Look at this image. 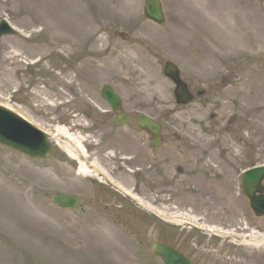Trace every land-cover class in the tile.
I'll use <instances>...</instances> for the list:
<instances>
[{
	"label": "rangeland",
	"instance_id": "1",
	"mask_svg": "<svg viewBox=\"0 0 264 264\" xmlns=\"http://www.w3.org/2000/svg\"><path fill=\"white\" fill-rule=\"evenodd\" d=\"M144 1L0 0V21L24 33L0 39V104L46 128L86 137L90 156L147 201L192 213L234 237L216 238L148 213L95 174L78 176L77 164L57 146L37 161L0 146V264H164L151 252L155 243L178 248L194 264H264V244H242L243 235H264V218L254 215L241 190L243 171L264 164V0H161L163 26L145 19ZM197 25L205 39L229 46L213 48L208 41L207 53ZM90 30L97 32L75 48ZM59 34L70 39L62 49L52 40ZM93 47L108 50L102 59L131 48L132 63L114 56L90 77L80 69ZM167 61L200 94L191 105L176 103L175 86L163 73ZM128 69L136 86L121 77ZM104 86L121 96L122 112L130 115L126 125L116 123L102 99ZM191 113L205 125H189ZM140 115L163 125L160 151L137 127ZM204 155L212 170L198 177ZM123 156L135 158L131 167L120 162ZM55 193L76 195L79 205L61 210L52 202Z\"/></svg>",
	"mask_w": 264,
	"mask_h": 264
},
{
	"label": "water",
	"instance_id": "2",
	"mask_svg": "<svg viewBox=\"0 0 264 264\" xmlns=\"http://www.w3.org/2000/svg\"><path fill=\"white\" fill-rule=\"evenodd\" d=\"M145 15L148 19L162 24L165 21L162 5L159 0H146ZM10 34L7 27L0 26V37ZM166 74L178 81L175 69L167 64ZM180 87H182L180 85ZM104 98L113 106L114 110L119 108L118 96L109 88L103 91ZM182 99H185L184 97ZM184 103L186 101H183ZM123 123V120H119ZM139 126L153 135L159 133L158 127L148 119L142 118ZM0 145L11 148L32 159H45L49 156L51 147L47 138L25 123L19 117L0 108ZM264 167L247 172L243 178L244 195L249 199L251 208L258 217L264 216ZM260 194V196H257ZM53 202L63 209L75 208L78 199L69 195H54ZM154 255L162 258L165 264H192L182 254L168 245H154Z\"/></svg>",
	"mask_w": 264,
	"mask_h": 264
},
{
	"label": "bare ground",
	"instance_id": "3",
	"mask_svg": "<svg viewBox=\"0 0 264 264\" xmlns=\"http://www.w3.org/2000/svg\"><path fill=\"white\" fill-rule=\"evenodd\" d=\"M72 2L75 4V0H72ZM35 8L38 9L39 13L41 12L40 6L39 7H35ZM71 18L72 17L70 16L68 18V20H71ZM94 20H95V18H94ZM74 22H77V20H75V21L71 20L72 24ZM230 27H231V24H229V28ZM53 29H56L55 25L50 28V30H53ZM66 29H69L70 31L73 30V28L71 26L67 27ZM194 29H196V33L195 34H197L199 36L200 42L206 48V52L207 53L209 52L208 50H210L207 47L208 41L211 43L209 45L211 47H213V48H215L216 45H218L220 47H223V48H225V46H229V43L227 42L228 40H225V39H221L220 40L221 42L219 40H217V39H214V40L205 39L207 36L203 32L204 31L203 26L197 25V27H194ZM60 31L61 32L63 31V27L60 28ZM96 32H97L96 30H90L88 32V34H86V36L78 37L77 41L73 44L74 47L78 48V47H81L82 45H84L85 41L88 38L93 37ZM52 40L54 41L55 47L57 49H62V46L68 45L69 42H70V39L64 37L63 34H59L58 36H53ZM100 42L102 43L103 39H101ZM237 43H238V41H236L235 39L232 40V45L237 44ZM106 51L108 52V50H104L102 48H97V49L95 47L91 48V50H89L86 53L87 54L86 57L82 59V67H81L80 71L83 72V68H85L86 71L90 72V77H92L93 75H95L96 72H99L100 70L104 69V67L107 66L108 62L110 61L109 59H111L114 56H117V52L114 49L109 54L110 58L102 59V57L105 55L104 53ZM215 51L216 50H214V52ZM128 52H130V54L126 53V55L122 56V57H121V55H118L117 56L118 57L117 58L118 62L120 60H122V61H124V63H126L128 65L130 63H132L131 55H132V53L134 51H132L131 48H128ZM212 54L213 53H210V54H208V56L210 57ZM219 54L228 55L226 53H221V52ZM217 56H218L217 53H215V57L216 58H217ZM13 65H14L15 69H16L17 66H19L18 63H14ZM212 68H215V67L212 66ZM127 72L128 73H126V72L121 73V77H123V79L126 82V84H130L131 86H136V83H135V81L133 79V76H132L134 74V70L128 69ZM82 76H83V74H82ZM186 121L188 122L189 125H192V127H195V126L197 127V125H205L204 122H206L204 117L199 116L198 114H195V113L189 114L187 116V120ZM80 122H82V124H79V128H81L83 131H85V129H86L85 126L86 125H84L82 120H80ZM57 132H58V138L59 139L56 141V143L58 144V146L61 148V150L69 158H71L72 160H75V161L78 162V168H77V171H76L78 176H80L82 178L91 177L92 173H91L90 170H88V168L86 166L87 159L89 157L88 153H87V148H86L87 147L86 144L88 142L86 137H82L79 134H76V135H73L72 137H70V135H69L70 133L67 132L62 127H58L57 128ZM200 140H196V142H199ZM203 140L205 142V139H203ZM201 142H203V141H201ZM209 157H210V159L212 158V159L217 160V158H216L217 156L216 155L212 154ZM198 159L201 162V164L208 161V157L206 155L201 156ZM129 162L133 163L134 162V158L129 159ZM201 164L198 163L197 166H196V174L198 175V177H200L202 173L209 174L211 172V170H212L211 165L209 164V161H208L207 164H203V165H201ZM92 167L98 171L99 166H97V161H95V160L93 161ZM141 205L142 206H146L147 202L145 200H143ZM165 214H166L165 212H162L160 214V216H163ZM178 214H180V213H178ZM187 216H189L192 219H199L196 216L194 217V215L192 213H188ZM184 217H186V216H184ZM179 218H181V217H179ZM242 244L246 245V246H252V247L260 248L264 244V235H261V234L255 232V231H253L252 233H250L249 235H247L244 238Z\"/></svg>",
	"mask_w": 264,
	"mask_h": 264
},
{
	"label": "flooded vegetation",
	"instance_id": "4",
	"mask_svg": "<svg viewBox=\"0 0 264 264\" xmlns=\"http://www.w3.org/2000/svg\"><path fill=\"white\" fill-rule=\"evenodd\" d=\"M155 152H158V151H155ZM140 155V154H139ZM171 155V154H170ZM169 158H171L170 156H168ZM155 160V159H154ZM166 160L168 161L169 159L166 158ZM163 163H166V161H162ZM177 171V169H176ZM180 171V170H179ZM178 172V171H177Z\"/></svg>",
	"mask_w": 264,
	"mask_h": 264
}]
</instances>
